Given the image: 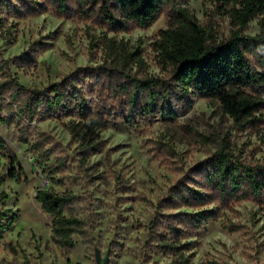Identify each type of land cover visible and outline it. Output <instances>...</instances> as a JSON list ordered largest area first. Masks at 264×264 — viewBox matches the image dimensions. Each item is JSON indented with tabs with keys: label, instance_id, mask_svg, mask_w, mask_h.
<instances>
[{
	"label": "rangeland",
	"instance_id": "1",
	"mask_svg": "<svg viewBox=\"0 0 264 264\" xmlns=\"http://www.w3.org/2000/svg\"><path fill=\"white\" fill-rule=\"evenodd\" d=\"M9 1L18 12L0 14V61L22 87L47 90L85 68L101 67L102 73L97 83L80 77L89 116L0 122V137L18 159L15 168L25 172L22 182L9 178L11 165L0 153V211L16 218L0 243V264H97L99 258L106 264H179L181 257L188 264H264V201L212 199L196 206L172 200L181 184L207 191L198 169L220 151L264 165V115L245 129L217 101L192 98V107L175 120L153 117L130 128L125 100L114 91L124 78L119 71L169 77L154 44L176 10H186L211 37L228 38L233 28L220 4L174 0L148 28L111 31L93 17L62 16L43 0ZM259 30L255 19L245 34ZM106 69H114L110 77ZM4 105L1 116L10 114ZM44 186L78 197L76 214L87 223V235L74 237L72 251L53 242L52 217L36 200ZM202 210L213 218L192 226L186 216ZM170 225L181 230L176 240Z\"/></svg>",
	"mask_w": 264,
	"mask_h": 264
},
{
	"label": "trees",
	"instance_id": "2",
	"mask_svg": "<svg viewBox=\"0 0 264 264\" xmlns=\"http://www.w3.org/2000/svg\"><path fill=\"white\" fill-rule=\"evenodd\" d=\"M62 16L93 17L111 31H127L133 27L148 28L172 6L174 0H43ZM229 17L233 28L230 36L221 41L211 37L186 10H176L166 29L158 33L154 44L167 79L137 78L123 74L122 81L114 83V91L124 98L126 127L133 128L140 121L153 117L172 121L182 110L192 107L193 99L217 101L223 112L245 129L255 128L264 113V0H215ZM18 12L9 0H0V14ZM260 24L259 33L245 34L253 20ZM101 67L81 69L71 77L54 83L47 90L29 91L14 78L7 62L0 61V106L10 114L0 115V122L11 124L25 120L53 118L60 114L89 116L80 77L99 82ZM114 69H106L110 77ZM0 153L9 160L8 177L22 182L21 167L15 168L17 157L0 137ZM197 177L204 193L185 184L175 188L173 202L204 205L212 199L231 201L253 197L264 201V165H247L220 151L200 165ZM36 200L44 212L52 217L53 242L72 251L75 236L85 239L87 223L76 214L78 197L72 192H56L42 187ZM213 218V213L202 210L189 214L192 226L201 227ZM16 218L9 211H0V243ZM169 234L175 240L181 230L170 225ZM165 248L180 250V246L164 243ZM179 264H188L181 257Z\"/></svg>",
	"mask_w": 264,
	"mask_h": 264
},
{
	"label": "water",
	"instance_id": "3",
	"mask_svg": "<svg viewBox=\"0 0 264 264\" xmlns=\"http://www.w3.org/2000/svg\"><path fill=\"white\" fill-rule=\"evenodd\" d=\"M106 262H107L106 259H100V258H99V259L97 260V264H106Z\"/></svg>",
	"mask_w": 264,
	"mask_h": 264
}]
</instances>
